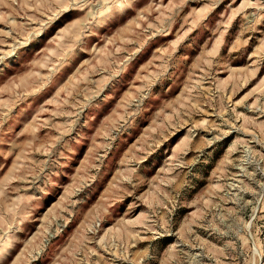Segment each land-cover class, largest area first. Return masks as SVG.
<instances>
[{"label":"rangeland","instance_id":"obj_1","mask_svg":"<svg viewBox=\"0 0 264 264\" xmlns=\"http://www.w3.org/2000/svg\"><path fill=\"white\" fill-rule=\"evenodd\" d=\"M0 264H264V0H0Z\"/></svg>","mask_w":264,"mask_h":264}]
</instances>
